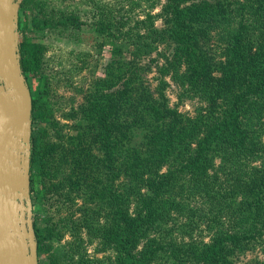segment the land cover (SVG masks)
Wrapping results in <instances>:
<instances>
[{
    "label": "rangeland",
    "instance_id": "374dc122",
    "mask_svg": "<svg viewBox=\"0 0 264 264\" xmlns=\"http://www.w3.org/2000/svg\"><path fill=\"white\" fill-rule=\"evenodd\" d=\"M41 1V9L29 8L31 15L39 12L46 24L51 23L33 34L44 47L43 70L47 76V121L39 131L40 156L46 163L41 181L46 193L36 217L44 229L46 247L39 262L115 264L117 250L100 235L102 227L113 224L107 216V186L112 180L101 165L106 154L102 145L107 139L92 114L94 107L111 108L114 92L130 81L135 93L145 88L163 100V92L177 113V120L156 122L151 113L144 112L154 128H134L132 139L119 145L118 154L111 151L119 176L115 187L128 193L133 210L135 192L142 188L140 177H148L154 165H159L158 155L167 147L171 150L159 166L162 172L185 159L193 152L196 137L205 133L209 118L220 108L218 99L201 97L194 85L210 76H222L224 57L214 30L207 29L208 35L199 32L191 41L174 38L172 22L163 13L168 0H140L134 8L127 3L120 11L115 8L117 0ZM194 1L204 0H189L188 4ZM148 12L153 14L150 20H146ZM63 14L85 21L84 29L64 24ZM122 16L147 21L138 30L137 42L123 41L114 23L109 26L111 33L105 35L93 28L100 17L114 22ZM53 24L56 26H50ZM118 60L124 64L118 65ZM121 71L127 77H121ZM155 132L161 133L159 141L150 142L148 137ZM109 140L113 147L112 136ZM136 146L146 160L135 157L132 149ZM217 173L221 175V171ZM204 195L194 183L180 182L177 193L163 202L171 212L165 224L172 231L170 235L186 244L194 243L198 249L226 227L225 218H216L211 211V203L216 201ZM262 255L260 249L249 251L235 264H251Z\"/></svg>",
    "mask_w": 264,
    "mask_h": 264
},
{
    "label": "trees",
    "instance_id": "16d2710c",
    "mask_svg": "<svg viewBox=\"0 0 264 264\" xmlns=\"http://www.w3.org/2000/svg\"><path fill=\"white\" fill-rule=\"evenodd\" d=\"M139 1L117 0L115 8L120 11L128 3L132 9ZM41 2L22 0L19 11L21 65L33 97L31 193L39 258L46 247L45 232L36 217L46 193L41 181L46 163L40 156L39 131L47 121V76L43 70L44 47L33 34L51 23L46 24L39 12L31 15L29 8L32 5L41 9ZM188 2L168 0L163 13L172 22L171 32L179 41L194 40L199 32L208 35L207 29L217 33V45L224 57L223 75L210 76L194 86L201 97L218 99L221 106L206 123L205 133L196 137L195 148L185 159L162 172L159 166L169 158L171 150L167 147L158 155L159 165H154L148 177H140L142 188L135 192L137 202L133 210L128 193L115 187L119 176L111 151L117 155L119 145L132 139L134 128L146 129L148 125L154 128L144 112L151 113L156 122L177 120V113L169 107L163 92L160 93L163 100L156 99L145 88L135 93L130 81H125L124 89L114 92L111 108L94 107L92 114L107 139L102 145L106 154L101 165L112 180L107 186V216L113 224L102 227L100 235L117 250L115 264H235L240 255L257 249L263 255L251 264H264V0ZM146 14V20L152 19V13ZM61 18L76 30L84 29L86 24L66 14ZM146 20L122 16L110 22L100 17L92 26L105 35L111 33L109 26L114 23L123 41L135 43ZM117 62L120 66L124 64L122 60ZM119 75L127 77L122 71ZM160 134L155 132L148 140L158 142ZM132 150L136 158L146 160L140 148ZM187 181L216 201L215 205L211 203L214 217L225 218V229L202 249L172 237V231L165 227L171 212L163 202L177 193L178 183Z\"/></svg>",
    "mask_w": 264,
    "mask_h": 264
},
{
    "label": "water",
    "instance_id": "95a60500",
    "mask_svg": "<svg viewBox=\"0 0 264 264\" xmlns=\"http://www.w3.org/2000/svg\"><path fill=\"white\" fill-rule=\"evenodd\" d=\"M22 0H0V264H39L31 193L33 97L21 65Z\"/></svg>",
    "mask_w": 264,
    "mask_h": 264
}]
</instances>
